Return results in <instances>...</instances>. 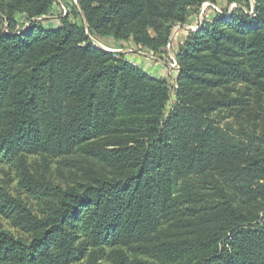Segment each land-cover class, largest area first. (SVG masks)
I'll list each match as a JSON object with an SVG mask.
<instances>
[{"label":"trees","instance_id":"16d2710c","mask_svg":"<svg viewBox=\"0 0 264 264\" xmlns=\"http://www.w3.org/2000/svg\"><path fill=\"white\" fill-rule=\"evenodd\" d=\"M56 1L0 0V264H264V0L190 32L173 105L91 39L161 57L223 0H76L18 28Z\"/></svg>","mask_w":264,"mask_h":264},{"label":"rangeland","instance_id":"374dc122","mask_svg":"<svg viewBox=\"0 0 264 264\" xmlns=\"http://www.w3.org/2000/svg\"><path fill=\"white\" fill-rule=\"evenodd\" d=\"M75 3H76V0H57L56 1V4L54 6V9L52 11V13L49 15V16H44V17H40V18H34L32 19L31 21H26L25 20V16L21 15L17 18V20L19 21V27L20 29H27L30 25V22L32 21H36L37 19H40V20H43L45 25H48V26H54V25H58L59 24V18L60 17H64L66 16L67 14H70V17H71V20L74 21L75 18H74V12H75ZM205 4H210V3H205ZM205 4L202 5L201 9L199 10V12H196V13H193V15L191 16V18L193 16H196V22L194 23L195 25H186L185 24V28L184 29H180L179 26L181 25H178L174 28L173 30V34H172V37H171V41L174 42L178 33L179 34H183L186 32H193L191 27H194V26H199L200 23L204 22L205 20L206 21H211L212 19H208L209 16L211 15H214V17L216 16V14H218L214 7L211 6V5H206ZM227 3L226 1H221L220 4L216 5L219 10L221 11V13H223V11L227 10L228 7L226 6ZM252 6L254 8V0H252ZM237 5L236 4H233L230 6V10H233L234 8H236ZM203 8H206L204 11ZM253 13V10L250 11V14L251 15H254ZM211 18V17H210ZM98 41L101 46H103L104 49H106V46L105 45H108L106 43H114L113 41L111 40H114L112 38H99V37H96V38H92L91 39V42L94 44V41ZM185 42V41H184ZM183 42V43H184ZM122 43V45H124V47H116L115 51L117 52H120V53H124L126 55V58L135 66H137L138 68L142 69L143 71H145L148 75H150V67L149 65H152V67L154 66H157L155 65V60L156 59H159L158 61H160L161 65L166 64L168 66H170L171 64V59L172 57H176V54H173L174 51L173 50H168L167 48V53L165 55H162L161 57H158V56H155L152 52L148 51L147 49H144L142 47H139V46H136L134 43L132 45H129L128 43L129 42H118L115 40V45L116 46H119L120 44ZM182 43V44H183ZM174 47V45L172 44L171 46V49ZM180 47V46H179ZM108 50V49H107ZM172 56V57H171ZM154 62V63H153ZM149 64V65H148ZM179 65V64H178ZM177 71H178V74H179V66L178 68H175ZM147 70V71H146ZM152 77H156V78H162V77H157V76H154V75H150ZM169 79V83L172 87V96H171V102L170 104H174V102H176V93H175V89H176V80L174 79H170V78H167ZM222 125H224V123L222 122ZM0 177H3L2 175V171L0 169ZM1 223L5 226L8 227V224L5 222V221H1Z\"/></svg>","mask_w":264,"mask_h":264},{"label":"crops","instance_id":"0c3cea01","mask_svg":"<svg viewBox=\"0 0 264 264\" xmlns=\"http://www.w3.org/2000/svg\"><path fill=\"white\" fill-rule=\"evenodd\" d=\"M212 18H214V15L209 16L208 19H212ZM195 19H196V16H193L190 19L189 23H187L186 25H191V24L192 25H195L194 24L196 22ZM179 27H180V29H184L185 28V25H181ZM189 34H190V32H186V34L185 33H183V34H179L178 33L175 41L173 42V45H174V47L172 48V50L174 51L173 54H176L177 53V51L179 49V46L188 38ZM111 41H113L114 43H106L108 45H105L106 46V49H108L110 51H115L116 47H120V46L121 47H124V45H122V43L119 46H116L115 45V40H111ZM128 44L129 45H132L133 43L132 42H129ZM158 60L159 59H156L155 60V62H156L155 65H157V66L152 67V65H149L148 64L149 67H150V69H149L150 70V73L149 74L150 75L157 76V77H162V78H166V79L167 78H170V79L176 80L177 77H178V71L176 69H174V68H171V66H168V65H166L164 63H163V65H161L160 61H158Z\"/></svg>","mask_w":264,"mask_h":264},{"label":"built area","instance_id":"2783aa9c","mask_svg":"<svg viewBox=\"0 0 264 264\" xmlns=\"http://www.w3.org/2000/svg\"><path fill=\"white\" fill-rule=\"evenodd\" d=\"M206 5H211V6H213L214 9H215V11H216L217 13H221V11L219 10V8H218L216 5H213V4H205V6H206ZM205 9H206V8H203L202 11H204ZM37 20H40V19H37ZM202 24H203V23L201 22L199 26L197 25V26L191 27L192 31L195 32L196 30H198V29L201 27ZM172 44H173V42L170 41L169 45L167 46V48H168L169 51L172 50V49H171ZM171 57H172V56H171ZM170 66H171V68H174V69L177 67V62H176V58H175V57H172Z\"/></svg>","mask_w":264,"mask_h":264},{"label":"water","instance_id":"95a60500","mask_svg":"<svg viewBox=\"0 0 264 264\" xmlns=\"http://www.w3.org/2000/svg\"><path fill=\"white\" fill-rule=\"evenodd\" d=\"M253 13H255V10L253 9ZM252 13V14H253ZM85 23H86V20H85ZM94 45L97 47V48H99V49H103V50H105V51H110V50H107V49H104L103 48V46H101V44L98 42V41H94ZM111 52H117V51H111ZM176 58V57H175ZM176 62H177V60H176ZM178 62H177V67L176 68H178Z\"/></svg>","mask_w":264,"mask_h":264}]
</instances>
